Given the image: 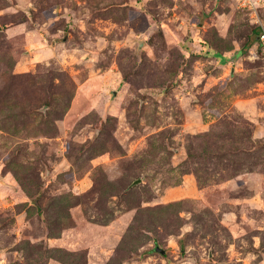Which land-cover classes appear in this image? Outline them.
Wrapping results in <instances>:
<instances>
[{
  "label": "rangeland",
  "instance_id": "obj_1",
  "mask_svg": "<svg viewBox=\"0 0 264 264\" xmlns=\"http://www.w3.org/2000/svg\"><path fill=\"white\" fill-rule=\"evenodd\" d=\"M254 1L0 0V264H264Z\"/></svg>",
  "mask_w": 264,
  "mask_h": 264
},
{
  "label": "trees",
  "instance_id": "obj_2",
  "mask_svg": "<svg viewBox=\"0 0 264 264\" xmlns=\"http://www.w3.org/2000/svg\"><path fill=\"white\" fill-rule=\"evenodd\" d=\"M256 28L258 31L256 32V35L253 38V40L256 42V45H258L257 50H259V48L264 49V40H262V38H261V34L263 32V29H261L260 26H258V25L256 26ZM252 43H253V41L250 42V44H252ZM209 53H214V49H211ZM219 55L223 58V59L219 58V61L225 62L227 60V58L225 56H223L221 54H219Z\"/></svg>",
  "mask_w": 264,
  "mask_h": 264
},
{
  "label": "built area",
  "instance_id": "obj_3",
  "mask_svg": "<svg viewBox=\"0 0 264 264\" xmlns=\"http://www.w3.org/2000/svg\"><path fill=\"white\" fill-rule=\"evenodd\" d=\"M255 3L256 2L254 0H244V4H246L249 8H254ZM257 23L260 26V28L263 29V32L261 34V38H262V40H264V23L260 22V21ZM256 47H258V45H256Z\"/></svg>",
  "mask_w": 264,
  "mask_h": 264
},
{
  "label": "water",
  "instance_id": "obj_4",
  "mask_svg": "<svg viewBox=\"0 0 264 264\" xmlns=\"http://www.w3.org/2000/svg\"><path fill=\"white\" fill-rule=\"evenodd\" d=\"M156 249L159 250L161 253H165V250L159 246H157Z\"/></svg>",
  "mask_w": 264,
  "mask_h": 264
}]
</instances>
